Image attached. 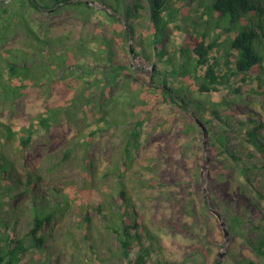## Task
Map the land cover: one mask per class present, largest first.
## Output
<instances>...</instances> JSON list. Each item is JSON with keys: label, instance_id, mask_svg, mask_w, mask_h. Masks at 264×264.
Masks as SVG:
<instances>
[{"label": "rangeland", "instance_id": "obj_1", "mask_svg": "<svg viewBox=\"0 0 264 264\" xmlns=\"http://www.w3.org/2000/svg\"><path fill=\"white\" fill-rule=\"evenodd\" d=\"M84 1L94 2L95 8L104 7L96 0ZM76 17L72 13L28 14L41 35L48 33L52 38L69 35L71 43L80 37H92L96 27ZM148 24L147 11H140L134 24L135 33L124 52L127 55L126 50L131 51L128 53L131 75L117 79L105 93L102 86L92 88L88 106L62 111L47 127H42L39 120L49 116L50 109L58 106L61 99L58 88L46 78L20 95L0 96V146L16 162L20 173L36 170L43 178V189H60L70 200V212L56 225L51 260L54 262L57 257L58 264H127L116 234L103 216L105 212L96 208L99 202L117 198L122 186L149 232L160 239L171 258L169 261L264 264L247 242L255 235L246 231L233 234L228 228V219L240 213L239 204L229 194L235 173L224 169L229 161L218 152L217 146L212 147L209 135L204 146L202 131L196 123L199 117L192 110L181 113L162 100L152 104L144 98L139 84L147 86L152 79L160 85L164 80L171 86L182 84V77L173 72L184 57L167 50L169 55L160 59L147 41L142 42L141 51H136ZM125 27L128 29V24ZM175 38V43L185 48L182 36ZM23 40L15 37L4 49H22ZM86 79L70 74L65 80L70 93L87 87ZM245 87L243 93L220 88L209 95L193 90L192 98L208 110L215 106L224 115V101H236L242 107L263 112L264 97L253 96L248 90L250 86ZM208 110L202 112L211 121L213 130L222 129L224 125L213 119ZM99 116L103 120H97ZM227 118L235 124L234 118ZM228 130L232 146L246 151L248 147L241 137L236 139L234 130ZM27 137L29 142L21 146V138ZM66 153L68 158L64 159ZM263 184L264 175L260 172L254 185L263 187ZM85 216L91 222L89 238L80 223ZM24 230L21 224L19 231ZM32 251L24 261L34 256L31 253L37 254ZM154 257L163 259L162 255Z\"/></svg>", "mask_w": 264, "mask_h": 264}, {"label": "trees", "instance_id": "obj_2", "mask_svg": "<svg viewBox=\"0 0 264 264\" xmlns=\"http://www.w3.org/2000/svg\"><path fill=\"white\" fill-rule=\"evenodd\" d=\"M96 1L103 9L84 0H0V96L20 95L46 78L58 88L61 102L50 109L49 116L40 118L42 127H47L62 111L88 106L92 88L102 86L105 93L117 79L131 75L128 55L131 51L126 50V55L125 47L135 33L134 24L140 11H147L149 24L135 50L141 51L142 42L147 41L160 59L169 55L167 50L185 58L182 56L183 62L173 72L182 77V84L171 86L164 80L160 85L152 79L147 86L139 84L144 98L152 104L162 100L181 113L192 110L199 117L212 147L217 146L218 152L229 161L224 169L235 173L229 194L239 204L240 213L228 219V228L233 234L253 233L255 238H248L247 242L259 260H264V184L254 185L258 174L264 175V109L259 112L236 101H224V115L215 106L208 110L192 98L193 90L202 95L218 92L220 88L243 93L245 86H250L248 90L253 96L264 97V0ZM29 13L55 16L72 13L96 27L92 37H80L71 43L69 35L58 38L49 37L48 33L41 35L30 22ZM177 35L182 36L185 48L175 43ZM15 37L24 38L23 48L4 49ZM145 57L151 59L149 54ZM74 73L86 76L88 86L70 93L66 81ZM204 110L224 127L213 130ZM226 116L234 118L235 124ZM97 120H103L102 116ZM228 129L234 130L235 138L241 137L248 147L246 151L232 146ZM28 142L29 137L21 138L20 145ZM67 158L68 153L64 156ZM16 165L1 144L0 264H58L57 257L54 262L51 260L56 225L70 212L69 197L57 188L43 189L40 173L30 169L20 173ZM96 208L105 212L103 216L116 234L127 264H176L169 261L171 258L160 239L144 225L143 216L122 186L117 198L99 202ZM80 223L88 237L91 228L88 216ZM21 224L24 231H19ZM89 248L93 250L92 246ZM32 249L37 254L31 253L34 256L24 261ZM154 255H162L163 259Z\"/></svg>", "mask_w": 264, "mask_h": 264}, {"label": "water", "instance_id": "obj_3", "mask_svg": "<svg viewBox=\"0 0 264 264\" xmlns=\"http://www.w3.org/2000/svg\"><path fill=\"white\" fill-rule=\"evenodd\" d=\"M87 4L93 6L94 5V2H88L87 1ZM196 123H197V125L200 127V129L202 131V134H203V143H204V146H205V144H206V137L208 135L207 129L204 126V124L198 118L196 119ZM225 235H227V232L226 231H225ZM219 257L221 258L222 257V254H219ZM216 264H220V262L217 261Z\"/></svg>", "mask_w": 264, "mask_h": 264}]
</instances>
